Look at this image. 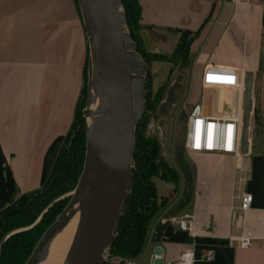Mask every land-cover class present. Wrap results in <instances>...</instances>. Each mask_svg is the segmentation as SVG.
Masks as SVG:
<instances>
[{"label":"crops","instance_id":"crops-1","mask_svg":"<svg viewBox=\"0 0 264 264\" xmlns=\"http://www.w3.org/2000/svg\"><path fill=\"white\" fill-rule=\"evenodd\" d=\"M139 1L141 34L158 45L170 40L175 45L178 29L198 30L177 100L188 106L202 102L204 111L215 116L232 111L236 92L203 86V73L213 64L254 77L264 36V0ZM89 57L77 0H0V209L14 194L40 188L47 179L75 120ZM193 86L199 94L187 103ZM213 89L225 94H213ZM168 130L169 122L162 134ZM182 149L189 152L185 137ZM189 153L199 162H179V169L169 162L178 189L150 219L140 254L126 261L111 257L108 264H152L156 245L162 246L163 264L191 249L193 264H264V152L249 148L239 157ZM238 175L244 179L237 181ZM241 191L252 193V204L231 212L230 203ZM211 216L215 229L194 237L177 225L181 217ZM240 236L250 243L241 245ZM209 248L213 259L200 258Z\"/></svg>","mask_w":264,"mask_h":264},{"label":"water","instance_id":"water-1","mask_svg":"<svg viewBox=\"0 0 264 264\" xmlns=\"http://www.w3.org/2000/svg\"><path fill=\"white\" fill-rule=\"evenodd\" d=\"M88 36L89 80L84 115L88 119L86 155L72 197L46 229L25 264H36L52 235L77 211L78 226L63 264H106L127 211L136 166V127L145 113L148 65L126 25L122 0H78ZM182 74L169 85L159 105L168 116L181 89ZM253 73L245 72L241 150L249 151L248 121L253 106ZM98 98L97 108H92ZM89 117H94L90 122ZM165 132L168 121L160 120ZM78 204V208H76ZM41 219V217H40ZM39 219V220H40ZM38 220V221H39ZM152 264H163L162 246L156 245Z\"/></svg>","mask_w":264,"mask_h":264},{"label":"trees","instance_id":"trees-1","mask_svg":"<svg viewBox=\"0 0 264 264\" xmlns=\"http://www.w3.org/2000/svg\"><path fill=\"white\" fill-rule=\"evenodd\" d=\"M122 9L126 13L127 28L132 38L138 42L140 54L147 65L152 59L165 57V54L148 50L143 45L144 38L140 32L142 28L140 1L122 0ZM177 31L179 37L168 57L169 60L178 63L180 68H185L189 61V46L198 30ZM261 60L262 47L259 68L262 66ZM87 78L88 64L85 68V81L78 100L75 120L44 184L40 188L21 193L17 199L14 198V194L0 209V264L26 263L43 233L69 202L70 195L66 194L73 191L78 184L87 145L88 123L83 112L88 94ZM149 85L147 76L145 113L136 127L134 163L137 171L127 211L122 218L116 240L107 254V264L111 257H121L122 261H126L140 254L150 219L178 189L177 172L166 157L160 154L158 137L146 131L149 115L156 119L160 115L159 105L164 100L170 83L169 81L162 83L152 98L147 90ZM254 120L255 122L258 120V114H255ZM253 130L250 148L252 152H264V138L261 136L264 130L258 129L256 123ZM155 178L163 180V185L158 186Z\"/></svg>","mask_w":264,"mask_h":264},{"label":"built area","instance_id":"built-area-1","mask_svg":"<svg viewBox=\"0 0 264 264\" xmlns=\"http://www.w3.org/2000/svg\"><path fill=\"white\" fill-rule=\"evenodd\" d=\"M222 76L224 78H212L210 75ZM230 81V82H229ZM203 86L232 89L236 92V105L228 114L215 116L204 111L202 102H194L190 105L186 115L185 148L189 152H215L221 155L231 154L239 157L243 154L241 150V131L243 116V92L245 89L244 76L235 68L229 66H218L210 64L203 73ZM242 175L237 176V181H242ZM198 193V191H196ZM235 201V197L230 203L231 212L248 209L253 200L252 193L241 191ZM181 230L186 231L194 237L202 230H214L216 220L211 216L208 220L193 221L189 217H181L177 221ZM239 243L247 245L250 238L240 236ZM214 257L213 249L203 251L200 258L211 260ZM196 259L194 250H183L178 258L167 264H193ZM107 264V263H106Z\"/></svg>","mask_w":264,"mask_h":264},{"label":"rangeland","instance_id":"rangeland-1","mask_svg":"<svg viewBox=\"0 0 264 264\" xmlns=\"http://www.w3.org/2000/svg\"><path fill=\"white\" fill-rule=\"evenodd\" d=\"M78 1V0H77ZM142 32V28L140 29ZM144 38V46L151 51L165 54V57H159L150 60L148 63V79L150 82L147 90L150 92V98L155 95L159 86L169 81L172 84L176 76L178 74H182L184 72L183 68H180L178 63H175L174 60H169V55L174 48V40H170L167 44L158 45L148 38H146L145 34ZM262 66L258 68L253 77L252 91L251 95L253 97V106L250 111L249 121H248V137L251 144V139L254 133L255 123L258 129L264 130V36L262 40ZM88 64V78L86 79V84L89 80V60ZM199 87L193 86L188 90V95L190 98L187 103H190L193 98H195L199 92ZM213 94L223 95L225 94V90H211ZM88 97V94H87ZM165 99V97H164ZM87 104V100H86ZM86 104L84 108L86 107ZM190 106L184 104L182 99L177 100L172 107L171 114L168 116L160 115L154 118L149 115V123L146 126V131L150 134H155L158 137L160 142V154L166 157V159L175 167H179V162H186L188 164H193V162H199V160L195 159L189 152H186L182 149L185 131H186V115ZM84 110V109H83ZM151 114V113H150ZM255 114H258V120L255 122ZM162 118L167 119L169 122V130L168 135L162 134V127L160 124V120ZM155 120V121H154ZM151 121V122H150ZM153 122V123H152ZM88 123V119H87ZM264 138V134L261 135ZM264 143V141H263ZM179 169V168H178ZM158 186H162L164 181L158 178H155ZM72 192L66 194V196L70 195V199L72 197ZM21 193H16L14 198L17 199ZM69 199V201H70ZM68 204V203H67ZM66 207V206H65ZM57 219V218H56Z\"/></svg>","mask_w":264,"mask_h":264},{"label":"bare ground","instance_id":"bare-ground-1","mask_svg":"<svg viewBox=\"0 0 264 264\" xmlns=\"http://www.w3.org/2000/svg\"><path fill=\"white\" fill-rule=\"evenodd\" d=\"M94 96L96 97V101L92 103V108H97L98 106V98L96 93L94 92ZM94 117H89V121L91 122ZM76 208H78V204H76ZM80 217V212L77 211L74 217L67 222L64 226L59 228L50 238L48 244L43 253L42 259L36 264H63L66 256L70 250L71 244L73 242L75 232L78 226Z\"/></svg>","mask_w":264,"mask_h":264},{"label":"snow or ice","instance_id":"snow-or-ice-1","mask_svg":"<svg viewBox=\"0 0 264 264\" xmlns=\"http://www.w3.org/2000/svg\"><path fill=\"white\" fill-rule=\"evenodd\" d=\"M209 79L211 80V79H212V77L210 76V77H209ZM229 82H230V81H229Z\"/></svg>","mask_w":264,"mask_h":264}]
</instances>
